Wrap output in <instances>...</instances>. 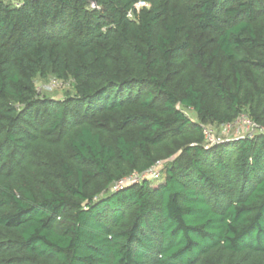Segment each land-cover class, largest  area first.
<instances>
[{
  "label": "trees",
  "instance_id": "trees-1",
  "mask_svg": "<svg viewBox=\"0 0 264 264\" xmlns=\"http://www.w3.org/2000/svg\"><path fill=\"white\" fill-rule=\"evenodd\" d=\"M17 2L0 0V264H264V0ZM46 72L73 94L41 96ZM240 116L258 133L207 143ZM159 163L157 184L124 182Z\"/></svg>",
  "mask_w": 264,
  "mask_h": 264
},
{
  "label": "rangeland",
  "instance_id": "rangeland-1",
  "mask_svg": "<svg viewBox=\"0 0 264 264\" xmlns=\"http://www.w3.org/2000/svg\"><path fill=\"white\" fill-rule=\"evenodd\" d=\"M13 1L17 2V0ZM147 6H150V4H147ZM35 84L41 96L53 99H63L67 94H73L74 92V81L71 78L62 81L57 79L56 76L50 72H46L43 76L38 75L35 79ZM183 111L190 119L197 120L196 113L192 109L183 108ZM205 129L214 136L216 142L234 140L247 134L258 133L257 129L243 126L241 122H234L231 125L206 124ZM161 166L162 165L159 163L154 166V169L160 172ZM147 177L154 179L152 174H148ZM162 178L163 175L160 174V177L155 179L156 181L153 180L152 183L157 184Z\"/></svg>",
  "mask_w": 264,
  "mask_h": 264
},
{
  "label": "built area",
  "instance_id": "built-area-1",
  "mask_svg": "<svg viewBox=\"0 0 264 264\" xmlns=\"http://www.w3.org/2000/svg\"><path fill=\"white\" fill-rule=\"evenodd\" d=\"M16 4H18V2H16ZM144 5H146V3H144V2H138L137 5H136V8L138 9L141 6H144ZM234 122L235 123L236 122H238V123L241 122L243 124V126H246L248 128L258 129V127L256 126V124L253 123L247 116H240ZM234 122H232L230 124H225V125H231ZM204 134H205V138H206V141H207L208 144H214L216 142L215 139H214V136L209 131H207L205 128H204ZM148 174H152L154 176V179H158L160 177V172L159 171H156L154 169V167H153V168H151L150 170H148L146 173H144L142 175L134 174V175L126 178L124 180V182L138 180L139 178H141L143 176H148ZM121 182L122 181H119L116 185L121 184Z\"/></svg>",
  "mask_w": 264,
  "mask_h": 264
}]
</instances>
